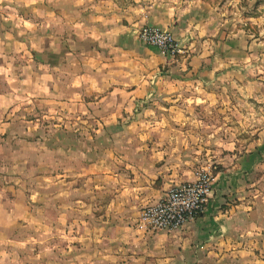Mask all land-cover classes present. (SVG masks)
<instances>
[{"label": "crops", "instance_id": "1", "mask_svg": "<svg viewBox=\"0 0 264 264\" xmlns=\"http://www.w3.org/2000/svg\"><path fill=\"white\" fill-rule=\"evenodd\" d=\"M227 5L0 0V264H264L250 156L214 173L205 211L182 228L138 225L193 179L170 155V94L227 87L247 67L250 36ZM144 25L184 52L142 44Z\"/></svg>", "mask_w": 264, "mask_h": 264}, {"label": "rangeland", "instance_id": "2", "mask_svg": "<svg viewBox=\"0 0 264 264\" xmlns=\"http://www.w3.org/2000/svg\"><path fill=\"white\" fill-rule=\"evenodd\" d=\"M227 1V12L236 14L250 36L247 67L232 75L227 87L207 92L190 86L171 93L177 100L166 106L170 117L164 123L168 143L178 146L171 158L185 159L193 172V179L183 182L206 173L213 184L214 173L227 162L250 156L246 192L264 204V0Z\"/></svg>", "mask_w": 264, "mask_h": 264}, {"label": "built area", "instance_id": "3", "mask_svg": "<svg viewBox=\"0 0 264 264\" xmlns=\"http://www.w3.org/2000/svg\"><path fill=\"white\" fill-rule=\"evenodd\" d=\"M135 36L142 44L170 57L184 52L182 44L169 30L144 25L136 29ZM211 191L212 180L206 173H200L191 182L171 186L162 198L140 210L139 228L151 232L182 228L205 211Z\"/></svg>", "mask_w": 264, "mask_h": 264}]
</instances>
